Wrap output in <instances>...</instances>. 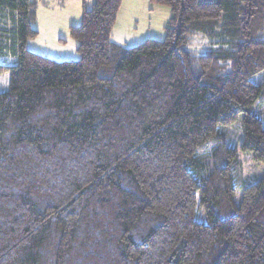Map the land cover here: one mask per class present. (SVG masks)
Returning a JSON list of instances; mask_svg holds the SVG:
<instances>
[{"label": "trees", "instance_id": "trees-1", "mask_svg": "<svg viewBox=\"0 0 264 264\" xmlns=\"http://www.w3.org/2000/svg\"><path fill=\"white\" fill-rule=\"evenodd\" d=\"M121 1L55 61L26 48L35 4L0 0V264H264V174L237 171L264 165V0H151L164 38L133 47L111 41Z\"/></svg>", "mask_w": 264, "mask_h": 264}, {"label": "rangeland", "instance_id": "rangeland-1", "mask_svg": "<svg viewBox=\"0 0 264 264\" xmlns=\"http://www.w3.org/2000/svg\"><path fill=\"white\" fill-rule=\"evenodd\" d=\"M34 5L32 29L37 31L34 38H29L26 48L55 61H77V42L70 37V27H77L84 10L92 7L94 0H30ZM171 17L170 10L151 0H122L112 29L111 41L124 47H133L147 39L161 41ZM205 39L197 37L188 49L202 53L206 50ZM5 55H0L4 62ZM15 59L12 58V63ZM8 58L6 62H10ZM9 76L0 75V92L8 89ZM264 125V110L255 106ZM240 121L227 130L228 146H237L241 137ZM238 178L245 185L258 180L264 174V165L254 162L249 154L241 153L237 165ZM240 193L236 196V200Z\"/></svg>", "mask_w": 264, "mask_h": 264}]
</instances>
